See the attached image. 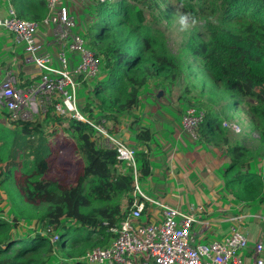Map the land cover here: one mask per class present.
Wrapping results in <instances>:
<instances>
[{
	"label": "trees",
	"instance_id": "1",
	"mask_svg": "<svg viewBox=\"0 0 264 264\" xmlns=\"http://www.w3.org/2000/svg\"><path fill=\"white\" fill-rule=\"evenodd\" d=\"M10 4L20 19L39 22L46 14L44 0ZM174 18L186 19L190 27L189 35L183 32L182 52L177 55L167 36ZM82 36L100 58L101 71L89 89V103L80 111L94 123H110L114 138L134 149L137 179L151 174L153 138L149 128H134L140 121L135 112L141 91L155 79L157 89L165 93L171 87L183 89L181 100L193 107L189 92L199 84V96H217L199 81L202 69L226 90L230 108H241L259 138L252 139L245 129L234 133L223 128L217 113L201 103L205 117L193 151L206 156L211 164L206 169L215 171L217 186L246 211L251 203L264 202V0H95ZM4 118L0 264H83L87 251L108 246L114 237L103 223L114 226L125 219L133 203V167L117 160L115 150L101 147L100 137L87 123L51 114L33 122L11 121L7 113ZM125 118L131 120L120 131ZM53 124H67L77 135L75 150L83 161L80 186L66 191L52 181L38 190L36 203H29L16 187V172L32 183L51 172L55 150H49L44 130ZM249 139L251 146L245 145ZM204 145L211 151L204 152ZM6 203L5 213L1 207ZM25 227L33 232L25 233ZM48 228L58 232L54 243L44 235Z\"/></svg>",
	"mask_w": 264,
	"mask_h": 264
},
{
	"label": "built area",
	"instance_id": "2",
	"mask_svg": "<svg viewBox=\"0 0 264 264\" xmlns=\"http://www.w3.org/2000/svg\"><path fill=\"white\" fill-rule=\"evenodd\" d=\"M44 1L46 14L40 22L18 18L10 5L4 17H0V29L11 36L15 47L23 48V65L37 69L23 89L17 87L11 71L0 80L3 118L7 113L11 121L33 122L51 114L87 123L100 137V146L115 150L117 160L128 162L135 175L133 203L125 219L114 226L103 223L108 233L114 235L113 239L106 247L87 251L81 261L85 264H264V240L249 247L245 231L252 221L264 223V216L247 214L221 219L216 224H229L225 238L199 242L198 238L214 225L203 217L205 205L184 211L143 193L136 178L134 149L114 138L109 123H94L79 109L76 93L98 77L101 60L86 45L72 12L73 0ZM41 27L51 31L54 52L38 41ZM204 117V111L195 107L187 108L181 116V129L193 143L200 138L198 128ZM227 126L234 133L240 131L238 125ZM44 235H48L51 243L58 239L52 228Z\"/></svg>",
	"mask_w": 264,
	"mask_h": 264
},
{
	"label": "crops",
	"instance_id": "3",
	"mask_svg": "<svg viewBox=\"0 0 264 264\" xmlns=\"http://www.w3.org/2000/svg\"><path fill=\"white\" fill-rule=\"evenodd\" d=\"M9 5L11 6L10 0H0V17L5 14ZM27 8L29 6L25 4L27 17H30L31 11ZM37 39L46 46L49 52L55 51V47L52 45V34L49 29L39 28ZM24 58L23 48L15 47L11 36L1 29L0 80L5 77L6 73L11 71L17 79V87L22 89L27 87L37 73V69L23 65ZM157 88L158 86L155 84L141 91L139 108L135 112V117L140 118V121L137 122L134 128L137 129L138 126H143L153 132L149 149L150 176H156L161 182L158 183V186H152L150 191L145 194L157 198L168 206L177 207L184 211L191 208V206L205 205L203 217L210 219L214 225L204 236L198 238L199 242L223 240L225 238L228 234L229 224H216V221L247 214L264 216V202L259 203V208L256 211L253 212L251 207L246 211L243 204H238L231 200L221 186L212 185L213 187L211 186L212 188L208 192L203 190L200 185L196 187L198 177H202L203 172L195 173L196 170L195 172L192 170L204 165L195 158L194 164L188 168V163L192 158L191 154L198 153L193 151L195 143L186 136L183 137L181 135L178 128L179 117L176 122V119L167 113L165 109L167 107L164 106V101H166V98H164L166 96L165 90L163 99H158L156 97L157 92L162 89ZM161 116L163 117V123L159 124L162 122ZM129 119H123L124 125L120 126V131L125 129ZM173 119L174 121L171 122ZM167 130L172 131L173 134L168 135ZM187 146L189 150L186 149L188 148ZM209 150L211 151L210 148ZM212 155L215 157L214 153ZM214 172L207 171V175H214ZM206 178L207 176L203 177L202 180L205 182ZM174 192H178L176 197L173 194ZM197 230L199 231L198 228ZM245 231L249 247H252L260 239L264 240V223L252 221L245 226Z\"/></svg>",
	"mask_w": 264,
	"mask_h": 264
},
{
	"label": "rangeland",
	"instance_id": "4",
	"mask_svg": "<svg viewBox=\"0 0 264 264\" xmlns=\"http://www.w3.org/2000/svg\"><path fill=\"white\" fill-rule=\"evenodd\" d=\"M94 2L95 0H73L71 2V8L74 3V7H73L74 11L72 10L71 11L76 16V19L79 25V30L82 33L84 32V27H86L90 21V15H91V11L93 10ZM27 19L28 18H26V20ZM189 30H190V27L188 26V21L184 18H181V19L174 18L172 19V23L168 26L167 36H168L169 46L171 47L175 55H177V52L178 53L182 52L181 47L183 44L182 42L184 40L183 32L186 31V33L189 35L190 34ZM38 33H39V30H38ZM184 55L185 53L182 54L181 56H184ZM153 80H154L153 82L152 81L149 82L150 87L157 83V80L155 79ZM199 81L201 83L202 82L204 83L206 89H208L210 93H215L217 94V96L216 97L214 96L212 100H209L207 96H203V97L199 96L200 88H202L201 85L199 84L198 89H192V91L189 92V94L191 93V96H193L195 99L192 103L193 107L199 108L203 110L204 112L205 110L201 108L202 107L201 103L204 106L210 107L212 112L217 113V120L222 122L223 128H229L227 126L229 124H236L239 126L240 131L241 129H245L244 131L251 133L252 139L256 138L258 140L259 138L258 135L251 130L250 123L244 116L241 108H233V107L230 108V101H229V97L227 95L226 90H224L221 85L216 84L211 79V77H209L208 74L204 72L202 69H200ZM92 85L94 86L93 82L90 83L88 87L87 86L81 87L77 91L76 96H77V100L80 106L85 107V104L89 103L87 102V100L91 96L92 91L88 89L92 90L93 88ZM149 86H147L145 89H148ZM182 91L183 89H180L177 87H174V88L171 87L170 91H168L169 94L167 92L166 96L164 97L166 98V101H164V106L167 107L165 108L167 113L170 114L172 118L174 117L176 119V122L178 121V117H179L178 128L180 130V133H181V119L180 118L182 116V112L187 108V105H188V104L186 105V103L181 100L182 99L181 96H183ZM160 119H162V122H160L159 124L163 123L162 116L160 117ZM3 121L5 122V119L3 118L0 112V124H4ZM173 121L174 119L171 122ZM171 122H167V123H171ZM109 127L111 130L112 129L111 126ZM52 131H53V136L51 135ZM167 134L172 135L173 132L167 130ZM44 135H45L44 136L45 139L47 140V143H49L50 145L49 150H51V152H54L55 150V157L52 162L51 172L48 175L41 177V179L35 183H32L28 177L20 175V173L18 172H16L18 175L15 177V184H16L17 189L20 191L23 198L27 202L33 203V204L36 203L37 201L36 193L41 188V186L48 185L52 181H56L59 187L66 191H75L80 186L78 177L80 176V173L83 167V161L80 155L75 150V140H76L77 135L68 129L67 124H60V125L53 124L44 130ZM181 135L183 137L186 136L183 133H181ZM252 143L253 142L250 139L245 140V145L247 146H251ZM209 148H210L209 146L207 147L204 145L202 150L204 152H207ZM186 149L189 150V147ZM191 156L192 158L190 159L188 163V168L189 166L194 164L195 158H197L199 163L201 162L205 166V167L198 166V169L192 170L193 172H195L196 170L195 173L203 172L202 177H198L196 187L200 185L203 190L208 192L213 187L212 185H215V184L217 185L215 181L216 176L207 175L208 170L206 169V167L211 164H209L208 160L206 159V156H204L202 153H192ZM195 173L193 174L195 175ZM205 176H207V178L204 182L202 178ZM158 183H161V182L154 175L149 176V177L139 176L138 178V186L146 194L148 191H150L152 186L154 187L158 186ZM173 194L176 197L178 195V192H174ZM251 208L253 209L252 210L253 212L256 211L259 208L258 201L251 203ZM1 209H3L4 212L6 213L7 203L3 205ZM4 217L7 218L6 215ZM24 230H25V233L33 232V231L29 232V230L26 227ZM55 234L58 235V232H55Z\"/></svg>",
	"mask_w": 264,
	"mask_h": 264
},
{
	"label": "water",
	"instance_id": "5",
	"mask_svg": "<svg viewBox=\"0 0 264 264\" xmlns=\"http://www.w3.org/2000/svg\"><path fill=\"white\" fill-rule=\"evenodd\" d=\"M4 15H5V14H4ZM4 15L1 16V18H3ZM163 96H164V91H163V90H159V91L157 92L156 97L159 99V98H162Z\"/></svg>",
	"mask_w": 264,
	"mask_h": 264
}]
</instances>
